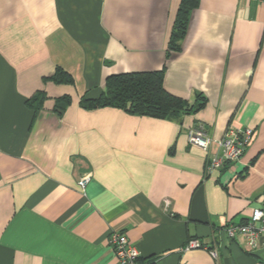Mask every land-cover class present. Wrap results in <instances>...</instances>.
Here are the masks:
<instances>
[{
	"label": "crops",
	"instance_id": "obj_1",
	"mask_svg": "<svg viewBox=\"0 0 264 264\" xmlns=\"http://www.w3.org/2000/svg\"><path fill=\"white\" fill-rule=\"evenodd\" d=\"M180 1L0 0V264H118L113 232L139 264H264L223 231L264 201V4L198 0L168 52ZM162 68L168 93L204 107L164 120L79 105L111 75ZM197 126L214 141L230 126L254 136L207 174L218 147L190 146ZM190 239L208 250L185 251Z\"/></svg>",
	"mask_w": 264,
	"mask_h": 264
},
{
	"label": "trees",
	"instance_id": "obj_2",
	"mask_svg": "<svg viewBox=\"0 0 264 264\" xmlns=\"http://www.w3.org/2000/svg\"><path fill=\"white\" fill-rule=\"evenodd\" d=\"M198 0H181L174 18L167 50L178 52L186 33L190 13ZM164 68L153 72H136L111 75L105 81L104 90L97 98L83 96L79 105L85 110L115 108L126 113L157 119H178L183 115L201 110L206 102L197 95L193 103L175 97L163 87ZM59 84H71L68 74L56 69L51 78ZM44 94L27 99L30 109L37 111L42 107ZM69 97L63 96L55 101L54 111L62 112L69 104Z\"/></svg>",
	"mask_w": 264,
	"mask_h": 264
},
{
	"label": "built area",
	"instance_id": "obj_3",
	"mask_svg": "<svg viewBox=\"0 0 264 264\" xmlns=\"http://www.w3.org/2000/svg\"><path fill=\"white\" fill-rule=\"evenodd\" d=\"M251 1L264 4V0ZM253 136L254 131L250 128L230 126L226 129L221 139L214 141L202 127L197 126L188 131L187 139L190 146L197 147L203 151H207L212 144L218 147V152L208 157L205 166V172L211 174L238 162L251 143ZM88 180V176H83L79 182L80 186L83 187ZM223 231L227 240L241 237L246 249L252 252L262 250L264 253V201L252 210L245 222L229 223L223 228ZM109 242L118 264H139L140 254L138 250L128 242L123 233H111ZM192 249L208 250L206 245L196 239L188 240L184 246L185 251ZM210 254L216 257L215 252L211 251Z\"/></svg>",
	"mask_w": 264,
	"mask_h": 264
}]
</instances>
